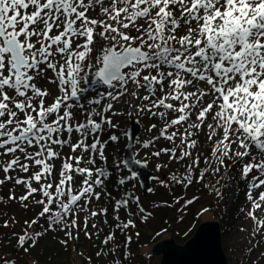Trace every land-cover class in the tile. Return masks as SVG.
Returning <instances> with one entry per match:
<instances>
[{
	"label": "rangeland",
	"instance_id": "rangeland-1",
	"mask_svg": "<svg viewBox=\"0 0 264 264\" xmlns=\"http://www.w3.org/2000/svg\"><path fill=\"white\" fill-rule=\"evenodd\" d=\"M46 1L31 71L19 80L6 57L0 66V110L19 107L31 129V143L0 147V166L14 162L0 169L1 192L13 178L0 192V261L161 264L154 246L172 234L185 245L214 219L228 264H264V0H35L33 11ZM162 30L185 45L150 61ZM111 45L151 59L105 86ZM132 119L136 159L159 176L148 197L117 164ZM24 149L30 161L15 156Z\"/></svg>",
	"mask_w": 264,
	"mask_h": 264
},
{
	"label": "water",
	"instance_id": "water-1",
	"mask_svg": "<svg viewBox=\"0 0 264 264\" xmlns=\"http://www.w3.org/2000/svg\"><path fill=\"white\" fill-rule=\"evenodd\" d=\"M6 46L13 57L15 70L21 77L23 69L27 66L22 47L16 39L8 41ZM150 59L151 55L141 48H128L123 53H118L115 45H111L102 59V67L98 71L97 79L105 86H109L115 81L127 84L123 70L131 67L138 60L145 62ZM147 87L152 90L150 84ZM141 135V123L138 119H132L126 131L127 146L123 153L121 165L130 173L131 177L137 179L141 196L148 197L153 192L154 182L158 180L159 176L149 168L147 163L136 159V145ZM175 185L176 183L170 185L171 191H175ZM71 203H74L73 196ZM195 230L185 245H178L171 238L154 246V252L162 256L161 264H228L222 246L219 222L214 219H207L199 222ZM7 262L4 258L0 264H7Z\"/></svg>",
	"mask_w": 264,
	"mask_h": 264
},
{
	"label": "flooded vegetation",
	"instance_id": "flooded-vegetation-1",
	"mask_svg": "<svg viewBox=\"0 0 264 264\" xmlns=\"http://www.w3.org/2000/svg\"><path fill=\"white\" fill-rule=\"evenodd\" d=\"M41 1L42 0H40V2ZM13 2H16V4H14V8L8 3L7 0H0V66H2V63L4 62L6 57V59H8L9 61V64L13 66L15 76L20 80L24 78L29 71H31L34 65V63L32 64L31 62V51H33V47H36L35 45H38L36 44L35 40L40 43V46H43V44H45L44 41L47 40V33L45 32V29L44 31L42 30V20L39 19L42 13L47 11L51 7V4L46 1L45 4L39 8L40 11L36 12V10L33 11L35 4L38 3H34L35 0L31 1V4L29 6H27L23 1L21 2L22 4L17 3L18 0H13ZM30 11H33L34 13L32 12L33 14L31 13L32 15H29ZM38 20L41 22V24H38ZM67 32H73V25H69V27L67 28ZM12 39H16L19 45L22 47L23 56L27 62V66L23 69L21 77L18 76L15 70L13 57L7 50L6 46V43ZM65 46H69L68 42L65 44ZM3 78L4 73L0 70V84ZM14 88H18V86L15 85ZM15 110H11L8 107L7 111L0 110V124L3 123L5 126H9L11 128L9 134H2L3 132L0 131V135L2 134L0 138H8L5 140L4 144H0V147L12 145L19 140H22V142L29 141L31 143V129L27 131L26 128H19V123L22 124L19 117L20 115L19 113H17V111H20L19 107H16ZM19 129L22 131L21 134L19 132ZM14 137L17 139H13ZM6 151L8 154L9 150L7 149ZM28 151L29 150L27 149H24L22 152H20L19 150V152H15V156H17V158L21 160H28L30 158V151ZM1 165L2 166H0V169L4 172H6L7 169H14L13 161H10L8 167L4 163ZM12 180L13 178H11L10 175L6 176L5 182H3L4 184L1 186V193H7L5 185H9L10 183H12ZM162 180L165 184L169 185L165 176H162Z\"/></svg>",
	"mask_w": 264,
	"mask_h": 264
},
{
	"label": "trees",
	"instance_id": "trees-1",
	"mask_svg": "<svg viewBox=\"0 0 264 264\" xmlns=\"http://www.w3.org/2000/svg\"><path fill=\"white\" fill-rule=\"evenodd\" d=\"M166 25H167V23H164L163 24V28H166ZM166 31L165 30H162V32H159V34H160V39H159V47H158V50L160 51V52H158L157 54H155L154 53V55H152V59L150 60V61H153V60H159V59H162V58H164L165 56H167L169 53H172V52H176V51H181V50H183V46L185 45L184 43H182L181 41H182V39L183 38H181L178 34L176 35H174V36H170L169 34H167V33H165ZM165 47V48H167L166 49V52L165 51H162V50H160V49H162V47ZM172 51V52H171ZM159 138H162V134H159ZM172 139H173V137H172ZM169 143H171V141H169L168 142V144ZM171 155L173 156V158L175 157L174 156V152H172L171 153ZM121 159V158H120ZM117 164L121 167V169H120V171H122L123 173H126V175H127V172H126V170L124 169V167H122V165H121V162H117ZM118 166V167H119ZM111 169L113 170V173H116V167L115 166H113V167H111ZM180 176H181V174H179L178 175V177L180 178ZM216 187L214 186V189H215ZM218 189H220V188H218ZM161 205H164V204H161ZM165 206H166V208H169L170 207V204H165ZM133 218V217H132ZM173 224V223H172ZM33 231H34V233H35V231H37V229H34L33 228ZM196 231V230H195ZM173 233V232H172ZM41 235H42V233H38V234H36V236H35V234H34V236H33V234L31 233V239L33 238V237H36V238H40L41 237ZM172 237H173V239H175L176 240V238L178 239V241H182V237L180 236V235H177L176 237L174 236V234H172ZM9 241V240H8ZM8 244H10V242H8ZM8 264H11V263H14V260H8V262H7Z\"/></svg>",
	"mask_w": 264,
	"mask_h": 264
},
{
	"label": "bare ground",
	"instance_id": "bare-ground-1",
	"mask_svg": "<svg viewBox=\"0 0 264 264\" xmlns=\"http://www.w3.org/2000/svg\"><path fill=\"white\" fill-rule=\"evenodd\" d=\"M250 75H252V74H250ZM260 79H262V80H263V79H264V77H263V78H260Z\"/></svg>",
	"mask_w": 264,
	"mask_h": 264
}]
</instances>
